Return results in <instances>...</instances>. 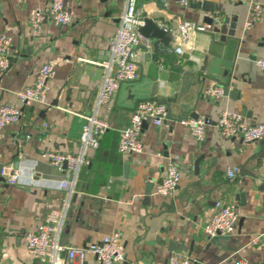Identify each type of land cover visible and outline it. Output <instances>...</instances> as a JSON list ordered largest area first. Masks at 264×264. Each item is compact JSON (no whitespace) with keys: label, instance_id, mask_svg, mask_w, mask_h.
<instances>
[{"label":"crops","instance_id":"1","mask_svg":"<svg viewBox=\"0 0 264 264\" xmlns=\"http://www.w3.org/2000/svg\"><path fill=\"white\" fill-rule=\"evenodd\" d=\"M50 1L0 0V35L14 40L10 66L0 73V105L16 101V91L34 83L42 64L56 67L48 103L19 102V122L0 129V264H39L24 236L38 230L52 208L66 205L61 242L81 247L119 232L127 256L121 264H169L173 252L190 258V264H231L238 258L264 264V244H251L264 231V137L226 138L216 125L223 109L264 123V70L256 64L264 56V11L246 27L253 4L264 6V0H191L188 5L137 0L138 9L164 18L171 28L187 19L206 24V15H227L235 19V34H221L211 25L193 32L183 54L171 50L172 56L155 51L154 41L148 46L142 38L134 47L139 78L123 81L106 104H98L97 94L125 0H65L73 21L55 25L46 19L43 32L33 34L31 9ZM204 7L220 10L211 13ZM213 80L223 85V92L228 86V93L218 99L205 96L203 87ZM146 99L165 103L173 116L162 124L146 122L143 149L121 154V130L137 102ZM181 101L209 119L202 140L179 122L181 116L192 117ZM94 112L109 128L101 145L90 151L91 163L82 167L70 193L62 186L66 171L54 167L48 153L76 152L84 115ZM169 160L177 161L182 173L175 193L164 197L154 191ZM234 167L238 170L231 177L228 170ZM14 171L15 182L10 180ZM240 193L245 194L242 205L236 198ZM219 200L235 204L236 227L229 234L208 236L205 223ZM86 264H97L96 256L89 254Z\"/></svg>","mask_w":264,"mask_h":264},{"label":"built area","instance_id":"2","mask_svg":"<svg viewBox=\"0 0 264 264\" xmlns=\"http://www.w3.org/2000/svg\"><path fill=\"white\" fill-rule=\"evenodd\" d=\"M181 5H188L191 0H177ZM237 1V0H233ZM264 11V6L256 2L253 4L246 27L251 26ZM48 19L55 25H68L74 19L73 11L66 6L65 0H51L46 7H34L30 11L29 22L33 34L39 35L44 21ZM144 23L142 11L137 7V0H125L119 26L109 43L110 60L104 62L106 68L103 84L98 91V104H106L118 91L120 84L126 80H135L140 76V68L136 61L135 49L142 40L138 28ZM211 27L208 23H197L193 20H184L176 27L171 28L172 51L178 55L184 52V43L192 33ZM13 37L10 34L0 35V73L10 66V52L13 47ZM150 42H148V46ZM256 64L264 70V56L256 59ZM56 75V67L51 62H45L37 71L36 79L30 86L16 91V101L0 105V129L19 122L21 107L19 102L34 101L45 105L49 101L50 81ZM203 94L209 98L218 99L223 95V85L218 81H211L203 87ZM168 115L165 103L154 99L140 100L133 110L130 121L121 130L118 142V151L121 154L140 152L143 149L141 139L144 123L153 122L162 124ZM85 122L80 134V143L76 152L53 150L48 153L50 163L66 171L62 186L73 192L80 171L83 166L91 163L90 151L99 147L100 137L109 128L107 120L97 112L84 115ZM179 122L189 128V132L197 140H202L209 119L206 116L182 117ZM216 125L222 136L230 138L241 136L246 141L258 140L264 137V123H252L245 119L243 114L231 109L220 112ZM166 165L162 183L154 193L164 197L172 196L178 186L182 168L175 160H169ZM238 168H230L229 176H234ZM18 172L11 173L10 180L15 182ZM217 209L205 223L204 231L208 236L229 234L235 230L238 213L235 204L219 200ZM67 205L62 210L52 208L45 222L38 230L28 231L25 236L26 247L32 258L39 264H86L89 254L96 256L97 264H121L126 256L125 246L119 232L105 235L100 241L91 242L81 247H73L61 242L64 228ZM251 244H264V231L251 239ZM191 259L180 252H173L169 257V264H190ZM231 264H249L245 258L233 260Z\"/></svg>","mask_w":264,"mask_h":264},{"label":"water","instance_id":"3","mask_svg":"<svg viewBox=\"0 0 264 264\" xmlns=\"http://www.w3.org/2000/svg\"><path fill=\"white\" fill-rule=\"evenodd\" d=\"M204 10L215 12L219 11V8H207L204 7ZM143 20L144 23L139 26L138 30L142 34V37L146 39L148 42L154 41L153 46L155 51H159L162 53H167L172 56L173 53H171V45H172V34L170 32V25L168 23H164V18L162 17H151L148 16V13L146 10L142 11ZM234 20V21H232ZM228 17L225 15L224 17H216L213 14L206 15L204 18V21L208 24L213 25V29L216 32H219L221 34H235V19ZM228 24L230 25L228 28ZM225 37V36H224ZM228 86L224 87V92L228 93ZM232 93V92H231ZM53 104H56V102H53ZM180 106L185 111H191L192 117H198L200 114L194 110V106H191L188 102L181 101ZM168 115L173 116L172 108H168ZM181 116L180 118H182ZM179 118V119H180ZM146 123H144L145 125ZM196 167H198V162H196ZM125 175H127V167H125ZM260 190L264 192V187H260ZM151 194V188L149 187L146 191V196H150ZM237 199L242 200L240 204H245V194L240 193L236 196ZM148 199V198H147Z\"/></svg>","mask_w":264,"mask_h":264}]
</instances>
